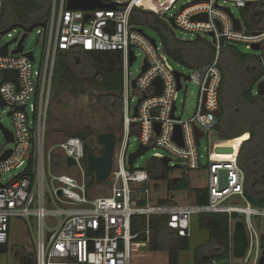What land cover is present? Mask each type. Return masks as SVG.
Listing matches in <instances>:
<instances>
[{
    "label": "built area",
    "instance_id": "obj_1",
    "mask_svg": "<svg viewBox=\"0 0 264 264\" xmlns=\"http://www.w3.org/2000/svg\"><path fill=\"white\" fill-rule=\"evenodd\" d=\"M114 8L94 10H71L68 0H52L51 13L44 27H37L42 46L39 69H34L37 57L27 51L25 41L30 33L20 27L8 33L0 30L1 38H11L6 56L1 55L0 45V115L7 113L12 119L13 136L10 150H0V246L10 245L13 222H20L31 230L34 239L35 264H133V253L148 245L153 235L152 221L163 220L166 229L179 238L190 239L194 216L226 214L231 217V256L233 257V233L238 221L247 230L249 247L242 264H258L261 256V238L256 222L264 219V208L253 207L245 198L246 177L239 166L237 149L231 140L215 142L207 166L202 164L201 141L205 136L212 139L219 125V88L222 74L219 68L221 50L227 44H244L247 50L253 45H264V30L260 28L256 4L264 0H195L184 4L183 9L172 16L176 25L185 32L209 41L216 49L212 63L201 68H190L187 74L174 69V62L167 55L162 43L151 42L150 37L138 30L144 28L131 24L134 10L143 0H101ZM177 0H173L169 8ZM248 2H253L247 6ZM4 0H0V20ZM231 7L242 11L236 17ZM225 9H230L240 20L241 30ZM168 11V10H167ZM160 18L168 25L164 15ZM88 19L85 22L86 15ZM206 14V20L194 21L193 17ZM169 17V16H168ZM34 29V30H35ZM33 30V31H34ZM19 32L14 37L13 33ZM22 53L14 54L23 36ZM213 35V37H211ZM215 40V43H214ZM9 42V43H10ZM15 48L10 51V46ZM143 53V64L133 88L130 68L137 62V52ZM76 52L102 54L117 53L121 56L122 69V128L118 136L113 171L107 183L88 188L87 153L84 141L75 135L68 136L56 146L61 152L63 164L60 169L75 170L78 176L69 173L54 174L53 155L47 153L46 142L50 131V115L54 97V78L62 56ZM32 53L34 61L27 54ZM136 58L131 64V54ZM149 65L142 71L145 64ZM17 71L18 84L4 81V71ZM181 88L178 89L177 75ZM161 79V95H155L153 82ZM198 87L196 111L191 118L179 116L180 93L187 84ZM139 99L147 96L139 106V116L134 117ZM136 102V104H135ZM2 103L5 104L2 107ZM21 108H24L22 110ZM176 109L173 113V109ZM180 128V143L174 140ZM159 129V132L157 131ZM204 137L197 144L196 132ZM138 134L139 145L149 151L160 148L165 154L154 158L170 159V166H180L172 171L197 174L206 178L207 204L162 205L155 202L153 183L146 168L130 170L128 151L130 136ZM97 156L102 154V146ZM219 147H232L233 154H218ZM10 151V155L3 159ZM74 161L68 166L67 161ZM13 170L21 175L3 184V177ZM227 172L226 185L222 186L220 173ZM95 178V175H94ZM96 182V179H95ZM105 192L93 196V190ZM237 214L241 220H233ZM137 219L145 220V229L135 233ZM145 236L146 242L138 240ZM136 250V251H135ZM135 251V252H134Z\"/></svg>",
    "mask_w": 264,
    "mask_h": 264
},
{
    "label": "trees",
    "instance_id": "obj_2",
    "mask_svg": "<svg viewBox=\"0 0 264 264\" xmlns=\"http://www.w3.org/2000/svg\"><path fill=\"white\" fill-rule=\"evenodd\" d=\"M147 2L148 7L143 8ZM173 0H143L134 10L131 24L139 28H149L157 34L169 58L178 65L187 68H201L215 59V47L205 39L184 41L177 38L175 31L160 18V14L169 9ZM52 0H4L0 20V30L5 32L14 25L30 28L36 24H46L49 20ZM253 9L258 10L260 28L264 30V2ZM262 53H242L236 44H227L219 56V68L222 82L219 88V125L215 131L220 141L237 140L241 142L238 155L239 166L245 173V198L255 208H264V98L256 96V85L264 81V45ZM80 59L78 66L74 60ZM121 56L117 53L90 54L76 52L65 55L59 61L54 78L55 86H62L73 94L96 91L102 94V105L106 109L122 108V69ZM56 84V85H55ZM107 130V133H112ZM85 143L86 153L97 155V135L90 128L78 132ZM63 159L53 155L54 170L60 169ZM150 174V183L164 181L169 195L191 192L194 203L209 202L206 188L193 189L188 173L182 172L179 178H170L174 171L166 169L154 158L146 168ZM88 173V188L98 185L94 173ZM159 190V187H155ZM159 204H177L173 200H164ZM233 220L242 217L234 214ZM231 217L226 214L202 216L200 224L209 232V240L195 251V264H238L231 256ZM134 227L137 233L145 229V220H139ZM152 229L157 236L156 247L169 253V264H180V253L190 247V239L179 238L165 227L163 220H153ZM138 240L146 242L145 236ZM261 250L264 252V236L261 238ZM9 246H0V253H7ZM26 264H35L34 255Z\"/></svg>",
    "mask_w": 264,
    "mask_h": 264
},
{
    "label": "rangeland",
    "instance_id": "obj_3",
    "mask_svg": "<svg viewBox=\"0 0 264 264\" xmlns=\"http://www.w3.org/2000/svg\"><path fill=\"white\" fill-rule=\"evenodd\" d=\"M192 0H177L172 7L167 11L169 17L174 16L180 9L181 6ZM148 4L145 2L143 8H147ZM236 17L242 16V11L237 7H231ZM38 29L32 31L25 41V48L27 51H34L37 57V63L34 69H39L40 58L42 56V46L39 42ZM146 35L152 39L157 40V43L161 45V40L157 34L151 29L144 28ZM176 36L180 40L193 41L198 39L197 35H193L189 32L182 30L175 31ZM19 32L13 33V36H18ZM207 40V39H205ZM11 41V38L7 35L1 38L0 45H6ZM211 41L210 39L207 40ZM15 48V45L10 46V51ZM237 48L245 54H257L260 55L262 52H254L253 50H247L246 46L241 43H237ZM138 60L130 68L131 78L134 80L138 77L142 64H143V53L137 52ZM176 71L187 74L189 68L182 65L173 64ZM56 85V84H55ZM198 87L189 83L186 88L180 93L178 102V114L188 119L193 117L197 102H198ZM256 92V87H255ZM102 94L96 91H91L86 94L80 93L78 95L73 94L70 90H65L64 87L55 86V92L53 97V104L50 115V131L48 133L46 142L47 153L60 155L61 152L56 148L61 142H63L68 136L75 135L78 132H82L86 129H91L98 136L101 133H107V130H112L117 136H121L122 128V116L121 109H106L102 105L101 101ZM136 102L138 97L136 94L133 95ZM135 102V104H136ZM0 122L3 123L4 127L9 131H13L12 119L5 114L0 115ZM138 134H132L130 136V148L128 154L136 152L139 147ZM216 138V140H215ZM214 141L223 142L218 137L213 135L212 139L209 136H205L201 141L200 153L202 155V164L206 167L211 154V149L214 147ZM213 143V144H212ZM12 144L8 143L4 132L0 129V150H10ZM155 154H165L160 148L149 151L146 155L139 158L135 162V169L147 168L150 161L154 159ZM84 167L87 170V165L84 163ZM21 170H13L7 173L3 177V184H7L11 179L21 175ZM54 174L69 173L73 176H78V172L75 170L68 169H57ZM182 172L174 171L171 173L170 178H179ZM191 179V187L193 189L206 188L205 174L199 172L197 174H188ZM155 202L160 203L164 200H173L177 204H193L194 195L191 192L177 193L169 195L167 191V183L164 181H158L153 183ZM158 186L159 190L155 187ZM105 192L99 188L93 190V196H101ZM191 227V238L190 247L187 250H183L180 253V264H195V251L196 249L209 240V232L202 228L200 221L201 216H194ZM258 229L262 236H264V219L256 222ZM13 229L10 235L9 251L7 253H0V264H26L27 261L32 259L31 255H34V239L31 230H27L23 225L14 221ZM153 235L151 236L148 245H146L136 259L133 257V264H166V257L163 252L165 250L156 247L157 236L151 229ZM136 251V250H135ZM134 251V252H135ZM138 252V251H137ZM135 253H133L134 255ZM137 260V261H136ZM242 262L240 261V263Z\"/></svg>",
    "mask_w": 264,
    "mask_h": 264
},
{
    "label": "water",
    "instance_id": "obj_4",
    "mask_svg": "<svg viewBox=\"0 0 264 264\" xmlns=\"http://www.w3.org/2000/svg\"><path fill=\"white\" fill-rule=\"evenodd\" d=\"M202 0H195L194 3L199 2ZM253 4V2H248L247 6H251ZM115 5H105L102 3L101 0H68V8L71 10H94L96 8L98 9H107V8H114ZM185 6H182L181 9H183ZM227 13L230 14V16L233 19L234 22V27L237 30H241V23L240 20L235 18L234 15L231 13L230 9H225ZM88 14L85 17V22L88 19ZM164 18H167L168 22H169V26L173 31H177V30H181L175 23V19L173 17H168L166 14L164 15ZM207 15L206 14H202V15H198L193 17L194 21H199V20H206L207 21ZM45 24H36L30 28H25V30L27 31V33H31L35 28L37 27H44ZM16 27H20L22 29H24V27L19 26V25H14L12 27H10L8 30H6L4 33H8L10 32L12 29L16 28ZM140 33L145 34L144 31L142 29L138 30ZM26 37V34L23 36V38L20 41L19 47L17 50H15L13 53L17 54V53H22L23 52V41ZM211 37H213V35H211ZM151 42L155 45L156 40L150 38ZM15 42L12 41L8 44H6L3 49L1 50V55L2 56H6L8 53V47L11 43ZM215 43V40H214ZM252 50L254 52H261L262 51V47L258 44L253 45L252 46ZM26 56H28L32 61H34V56L32 53L27 54ZM136 58L134 57L133 53L131 54V64H133L135 62ZM149 68V65L145 64V66L143 67L142 71H146ZM177 79L179 82L178 85V89L180 90L181 88V84H180V75L177 73ZM3 76H4V81H11L14 82L15 84H18V72L17 71H4L3 72ZM136 83L137 80L133 81V88H136ZM153 86L156 89V93L155 95H161L162 93V81L161 79H157L153 82ZM256 96L264 98V81L259 82L256 85ZM147 96L144 95V97L142 99H139L137 104L134 107V117H138L139 116V106L141 104V102L146 99ZM1 100V97H0ZM5 104L2 103V107H4ZM22 110H24V108H21ZM176 109H173V113ZM216 116L219 117L220 116V112L217 111L216 112ZM0 129L4 132L5 137L7 139L8 142H13V136L12 134L7 131L6 129H4V127H2V125H0ZM157 131L159 132V129H157ZM204 137V134L201 132H196V138H197V144L200 145V139ZM117 140H118V136L115 133H101L97 136V142L99 145L102 146V154L100 156L95 155L94 153L90 152L87 154V169L91 172L94 173L95 175V179L96 182L99 184H103V183H107L112 171H113V166H114V156H115V151H116V145H117ZM174 140L176 142L180 143V128H178L175 132L174 135ZM233 141V140H231ZM149 147L143 146V145H139L138 149L136 150V152L129 154L128 156V167L130 170L134 169L135 166V162L143 157L144 155H146L149 152ZM235 152V149L232 147H219L217 149V153L218 154H233ZM10 155V151H8L3 159L7 158ZM161 164L166 168V169H174V170H180L181 167L180 166H175V167H171L170 166V159L168 158H164L161 159ZM68 166H73L74 165V161L69 159L67 161ZM221 176V184L222 186L226 185V181H227V172L223 171L220 173ZM249 247V239H248V234H247V230H246V226L242 221H238L235 225V230L233 233V257L235 260H242L245 258L247 250ZM258 264H264V252H262V256L261 259L259 261Z\"/></svg>",
    "mask_w": 264,
    "mask_h": 264
},
{
    "label": "crops",
    "instance_id": "obj_5",
    "mask_svg": "<svg viewBox=\"0 0 264 264\" xmlns=\"http://www.w3.org/2000/svg\"><path fill=\"white\" fill-rule=\"evenodd\" d=\"M140 250H142V248L140 249ZM140 250L138 251V252H136L135 254H134V256L135 255H137L138 253H140ZM164 254H165V257H166V264H169V253L167 252V251H165V252H163ZM139 256L137 255L136 256V259L138 258ZM137 261V260H136Z\"/></svg>",
    "mask_w": 264,
    "mask_h": 264
},
{
    "label": "bare ground",
    "instance_id": "obj_6",
    "mask_svg": "<svg viewBox=\"0 0 264 264\" xmlns=\"http://www.w3.org/2000/svg\"><path fill=\"white\" fill-rule=\"evenodd\" d=\"M230 145H233L235 147V149H237L238 146L241 145V142L237 141V140H233V141L230 142Z\"/></svg>",
    "mask_w": 264,
    "mask_h": 264
},
{
    "label": "flooded vegetation",
    "instance_id": "obj_7",
    "mask_svg": "<svg viewBox=\"0 0 264 264\" xmlns=\"http://www.w3.org/2000/svg\"><path fill=\"white\" fill-rule=\"evenodd\" d=\"M74 56V55H73ZM74 58V60H75V62L77 63V65L79 66L81 63H80V59H79V57H77L76 55L73 57ZM88 92H91V91H88ZM87 92V93H88ZM84 94H86V93H84ZM215 136V135H214ZM215 140H216V138H215Z\"/></svg>",
    "mask_w": 264,
    "mask_h": 264
}]
</instances>
